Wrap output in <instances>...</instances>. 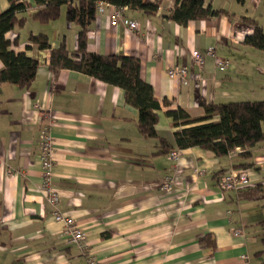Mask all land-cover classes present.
<instances>
[{
  "label": "crops",
  "instance_id": "1",
  "mask_svg": "<svg viewBox=\"0 0 264 264\" xmlns=\"http://www.w3.org/2000/svg\"><path fill=\"white\" fill-rule=\"evenodd\" d=\"M27 1L32 7L25 25L15 26L7 37L16 40V52L24 51L40 65L26 88L0 84V264H86V252L100 264H264V192L252 199L238 195L257 184L264 189V142L254 148L251 182L228 191L220 188L218 177L246 161L238 152L218 157L190 147L180 149L178 162L159 153L158 137L137 130L138 111L126 103L122 88L75 70L49 69L50 51L30 47L29 33L44 32L52 47L64 40L72 50L79 27L66 20L67 5L58 20L34 21L28 14L35 2ZM152 1H159L154 14L126 12L138 21L136 30L114 26L106 12H98L87 48L140 59L141 76L157 99L172 100L158 110L159 136L174 144L172 118L165 111L180 105L193 117L202 116L200 96L213 102L264 99V62H244L256 53L243 43L252 28L243 25L242 10L207 0L227 14L183 26L166 17L175 0ZM8 6L0 0V12ZM210 46L216 54L206 58L199 80L191 51ZM257 55L264 60V51ZM220 60L228 62L226 72L216 70ZM170 66L186 67L185 82L169 81ZM48 125L59 207L82 228L87 251L66 243L47 193L38 189L39 131ZM196 168L202 173L193 175ZM166 174L174 179L168 191L160 188ZM230 227L242 235L234 236ZM206 233L215 238L213 253L199 242Z\"/></svg>",
  "mask_w": 264,
  "mask_h": 264
},
{
  "label": "trees",
  "instance_id": "2",
  "mask_svg": "<svg viewBox=\"0 0 264 264\" xmlns=\"http://www.w3.org/2000/svg\"><path fill=\"white\" fill-rule=\"evenodd\" d=\"M9 6L0 12V84H16L21 88L28 87L35 79L40 61L28 56L24 51L16 52L12 48L15 41L7 37V33L15 26L23 27L28 19L25 15L31 9L27 0H7ZM207 0H175L173 9L166 17L179 25L186 26L193 20H208L227 14L226 10L215 8ZM35 8L28 15L41 24L58 20L61 7L67 5L65 18L79 27L76 49H69L62 40L52 47L49 36L44 32H30V47L37 50H49V69L57 72L60 69H71L92 76L108 84L124 90L127 104L137 109L136 127L144 137H158V152L170 153L172 150L200 147L222 157L238 152L242 162L236 168L253 167L254 148L264 142V99L237 100L229 102H213L203 97L198 103L204 114L193 117L182 106L167 109L166 115L172 118L174 128V144L158 135L156 124L159 119L158 110L162 106H171L172 100L162 101L155 96L153 86L141 76V62L137 56L125 54H99L88 50L87 34L98 14L102 3L114 7L124 6L128 11H142L154 14L159 8V1L152 0H34ZM264 9V8H263ZM126 16V13H125ZM252 31L244 37L243 43L264 51V23H259L243 16ZM250 160V161H247ZM223 173V171L221 172ZM262 185L239 190L240 199H252L263 194ZM263 224V223H261ZM0 225V230H1ZM109 232L104 233L107 236ZM261 241L264 245V233ZM211 253L216 249L213 235L206 233L199 238ZM259 252H257L258 254ZM264 253V250H263Z\"/></svg>",
  "mask_w": 264,
  "mask_h": 264
},
{
  "label": "built area",
  "instance_id": "3",
  "mask_svg": "<svg viewBox=\"0 0 264 264\" xmlns=\"http://www.w3.org/2000/svg\"><path fill=\"white\" fill-rule=\"evenodd\" d=\"M98 12H106L109 16L112 25L117 26L120 23L126 25L130 30H136L139 28L137 20L128 19L125 16L126 7H114L113 5L102 3L98 7ZM216 54V49L212 46L206 48L204 52L198 49L191 51L192 60L194 66L198 69V79L204 78L202 71L205 66L207 57H213ZM216 70L219 72H226L229 67L227 61L220 60L216 62ZM186 67H174L170 66L167 75L171 82H178L186 80ZM52 116L53 115H49ZM51 124V123H50ZM52 125V124H51ZM51 125L43 126L39 131V157L41 161V182L38 189L41 192L47 193V200L53 208L52 218L55 222L60 223L63 226V236L68 244H77L81 249L87 251V247L84 241V232L82 228L77 224L75 219L66 215L59 207L61 203V193L53 185L52 175L56 170V161L54 156L53 136L51 132ZM234 153V152H233ZM169 156L173 161L178 162L180 158V150H172ZM202 169L196 168L193 175L201 174ZM7 175H12L8 170ZM252 180V174L249 169L244 168H230L221 173L218 177V184L222 190L228 191L237 189L241 186H246ZM174 184L172 175L166 174L163 181L160 184V188L164 191H168ZM230 230L234 236H240V229L230 227ZM243 260L247 258V255L241 256ZM86 264H100L97 259L86 252Z\"/></svg>",
  "mask_w": 264,
  "mask_h": 264
},
{
  "label": "rangeland",
  "instance_id": "4",
  "mask_svg": "<svg viewBox=\"0 0 264 264\" xmlns=\"http://www.w3.org/2000/svg\"><path fill=\"white\" fill-rule=\"evenodd\" d=\"M263 0H215V2L218 4V6H225V4H230L234 7V10L237 12L238 10H242L243 14L249 18L255 19L259 25H263L264 23V2L261 4ZM247 23H243V25H246ZM249 25V24H248ZM250 49H253L255 51L256 56L247 55L246 58H244V62L246 61H259L263 59L259 58L257 53L261 50L256 49L254 47H250Z\"/></svg>",
  "mask_w": 264,
  "mask_h": 264
}]
</instances>
